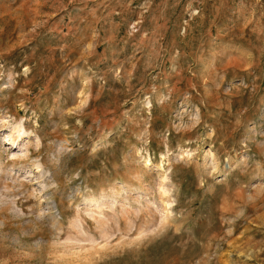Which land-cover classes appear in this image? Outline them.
Listing matches in <instances>:
<instances>
[{"label":"rangeland","instance_id":"rangeland-1","mask_svg":"<svg viewBox=\"0 0 264 264\" xmlns=\"http://www.w3.org/2000/svg\"><path fill=\"white\" fill-rule=\"evenodd\" d=\"M0 264H264V0H0Z\"/></svg>","mask_w":264,"mask_h":264}]
</instances>
